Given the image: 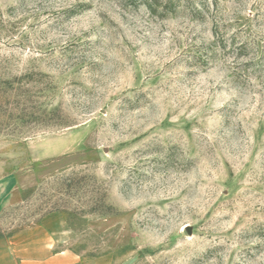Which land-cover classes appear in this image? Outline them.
Instances as JSON below:
<instances>
[{
  "label": "rangeland",
  "instance_id": "rangeland-1",
  "mask_svg": "<svg viewBox=\"0 0 264 264\" xmlns=\"http://www.w3.org/2000/svg\"><path fill=\"white\" fill-rule=\"evenodd\" d=\"M7 173L0 242L264 264V0H0Z\"/></svg>",
  "mask_w": 264,
  "mask_h": 264
},
{
  "label": "crops",
  "instance_id": "crops-1",
  "mask_svg": "<svg viewBox=\"0 0 264 264\" xmlns=\"http://www.w3.org/2000/svg\"><path fill=\"white\" fill-rule=\"evenodd\" d=\"M6 175L0 176V189L9 187L12 182L11 174ZM65 221L64 213L52 211L34 226L5 238L0 242V264H112L109 256L82 257L60 248Z\"/></svg>",
  "mask_w": 264,
  "mask_h": 264
}]
</instances>
